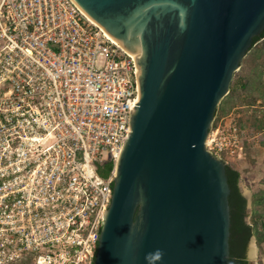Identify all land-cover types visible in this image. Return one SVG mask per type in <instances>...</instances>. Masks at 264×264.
I'll list each match as a JSON object with an SVG mask.
<instances>
[{
    "label": "built area",
    "instance_id": "built-area-1",
    "mask_svg": "<svg viewBox=\"0 0 264 264\" xmlns=\"http://www.w3.org/2000/svg\"><path fill=\"white\" fill-rule=\"evenodd\" d=\"M138 95L130 53L72 0H0V264H93ZM205 146L241 154L238 126Z\"/></svg>",
    "mask_w": 264,
    "mask_h": 264
},
{
    "label": "water",
    "instance_id": "water-1",
    "mask_svg": "<svg viewBox=\"0 0 264 264\" xmlns=\"http://www.w3.org/2000/svg\"><path fill=\"white\" fill-rule=\"evenodd\" d=\"M72 1L137 66L93 264H229L226 163L205 140L264 0Z\"/></svg>",
    "mask_w": 264,
    "mask_h": 264
},
{
    "label": "trees",
    "instance_id": "trees-1",
    "mask_svg": "<svg viewBox=\"0 0 264 264\" xmlns=\"http://www.w3.org/2000/svg\"><path fill=\"white\" fill-rule=\"evenodd\" d=\"M249 51H253L255 59L264 57V29L260 34L253 37L252 46ZM254 70L252 72L254 74L253 78L236 75L237 72H234L229 92L216 108L219 116L229 112L235 105V102L238 101H245L246 103L243 104H247L253 108L258 105L264 106V92L261 83L262 72H257V65L254 66ZM244 92L245 94L242 95L241 93ZM252 117L253 122H255L254 127L258 130H264V113L261 114L260 118ZM239 127H243L242 123H239ZM260 136V141H263L262 134ZM111 168L112 162H104L99 166L98 173L101 176H107ZM225 173L230 189L228 195L230 213L229 264H247L245 254L251 236H254L257 245H261L264 242V190H259L252 194L251 213L249 215V222H247L246 198L242 195L238 186L240 172L227 161Z\"/></svg>",
    "mask_w": 264,
    "mask_h": 264
},
{
    "label": "rangeland",
    "instance_id": "rangeland-1",
    "mask_svg": "<svg viewBox=\"0 0 264 264\" xmlns=\"http://www.w3.org/2000/svg\"><path fill=\"white\" fill-rule=\"evenodd\" d=\"M255 65H257V72H262L261 83L264 92L263 56L255 59L253 51H249L242 59L240 67L236 71V75L253 78L254 74L252 72ZM241 94L244 95L245 92ZM243 103L246 102H235V105L229 110V112L221 116H219V113L216 111L212 126H215L218 123L222 125L224 122L226 124L232 120L240 130V138L243 142L242 153L228 157L227 161L234 165L240 172L238 186L241 193L245 195L246 198L248 208L246 221L249 222V215L251 213V196L254 192L264 190V130H258L254 127L255 122H253L252 117L260 118L261 114L264 113V106L258 105L253 108L252 106ZM239 123H242L243 127H239ZM261 134L263 136V141H260ZM251 242L255 246V256L253 258L248 255ZM246 256L253 259L255 264H264V242L261 245H257L254 236H251L247 244Z\"/></svg>",
    "mask_w": 264,
    "mask_h": 264
},
{
    "label": "bare ground",
    "instance_id": "bare-ground-1",
    "mask_svg": "<svg viewBox=\"0 0 264 264\" xmlns=\"http://www.w3.org/2000/svg\"><path fill=\"white\" fill-rule=\"evenodd\" d=\"M248 255L252 258L255 256V246L252 242L248 250Z\"/></svg>",
    "mask_w": 264,
    "mask_h": 264
},
{
    "label": "flooded vegetation",
    "instance_id": "flooded-vegetation-1",
    "mask_svg": "<svg viewBox=\"0 0 264 264\" xmlns=\"http://www.w3.org/2000/svg\"><path fill=\"white\" fill-rule=\"evenodd\" d=\"M245 256H246V254H245ZM246 259H247V256H246ZM247 264H249L248 259H247Z\"/></svg>",
    "mask_w": 264,
    "mask_h": 264
}]
</instances>
